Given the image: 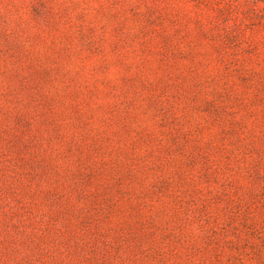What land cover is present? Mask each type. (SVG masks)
Here are the masks:
<instances>
[{
  "label": "rangeland",
  "instance_id": "374dc122",
  "mask_svg": "<svg viewBox=\"0 0 264 264\" xmlns=\"http://www.w3.org/2000/svg\"><path fill=\"white\" fill-rule=\"evenodd\" d=\"M0 264H264V0H0Z\"/></svg>",
  "mask_w": 264,
  "mask_h": 264
}]
</instances>
